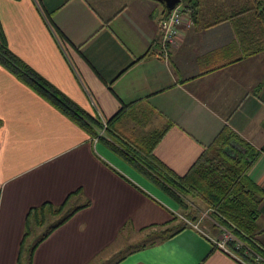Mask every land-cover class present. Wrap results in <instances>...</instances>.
I'll return each instance as SVG.
<instances>
[{
    "label": "crops",
    "instance_id": "1",
    "mask_svg": "<svg viewBox=\"0 0 264 264\" xmlns=\"http://www.w3.org/2000/svg\"><path fill=\"white\" fill-rule=\"evenodd\" d=\"M228 1L187 10L179 0L191 26L164 55L157 0H0V33L15 57L100 121L123 110L115 135L94 142L0 66V264H25L42 228L26 233L30 210L85 203L29 264H239L214 245V226L137 243L182 218L136 161L112 150L144 146L141 127L165 130L151 155L176 176L223 127L255 151L247 177L263 194L254 242H264V50L240 58L232 15L241 1Z\"/></svg>",
    "mask_w": 264,
    "mask_h": 264
},
{
    "label": "trees",
    "instance_id": "2",
    "mask_svg": "<svg viewBox=\"0 0 264 264\" xmlns=\"http://www.w3.org/2000/svg\"><path fill=\"white\" fill-rule=\"evenodd\" d=\"M157 1L163 5L161 0ZM180 1L190 4L187 10L195 8L197 3V0ZM238 1H241V7L232 15V20L236 42L241 53L240 58H242L256 55L264 50V0ZM167 13L165 11V14ZM193 16L194 14L191 17ZM0 66L80 128L89 138L97 137L98 131L102 128L101 121L73 104L15 57L8 50L1 33ZM122 115L123 110L121 109L111 119L104 121V135H115L113 126ZM164 131L149 135L147 146L144 144L141 148H133L131 153L117 151L113 147L112 150L128 161H136L154 185L174 202L178 209L186 208L185 198L200 202L215 228L226 230L242 243L243 249L238 251L239 255H242L244 249H248L264 261V242L260 245L254 242L258 233L256 225L259 216L258 205L263 194L247 177V171L255 161L257 153L231 130L223 127L187 172L182 176H176L151 155L154 145L162 137ZM101 138L97 137V139ZM86 205L87 203L67 212H63L62 207L54 208L48 204L30 210L25 219L26 233L32 227L48 226L46 231L33 242L31 248L24 251L25 264H29L31 252L40 241ZM182 218L192 222L194 220L188 215ZM52 219L57 221L50 223ZM186 227L187 225L180 221L172 228L160 232L155 231L146 245H153L168 239Z\"/></svg>",
    "mask_w": 264,
    "mask_h": 264
},
{
    "label": "built area",
    "instance_id": "3",
    "mask_svg": "<svg viewBox=\"0 0 264 264\" xmlns=\"http://www.w3.org/2000/svg\"><path fill=\"white\" fill-rule=\"evenodd\" d=\"M191 26V22L188 18L182 17V10L179 5L174 7L171 11H169L166 16H164L158 24L159 27V40L158 44L160 46L161 52L165 55L170 46H173L179 35V29L189 28ZM102 128L98 131L97 137H102L104 135L105 123L101 121ZM93 138L92 140L95 142L98 140ZM207 213V212H206ZM183 222L190 227L191 229L201 233L198 225L201 221V218L198 219L195 223H191L183 218H181ZM220 232L221 240L214 241V245L218 250L230 256L239 264H264V261L258 257L257 255L251 253L248 249H244L242 255L238 254L240 249H243L242 243L237 241L229 232L222 228H217Z\"/></svg>",
    "mask_w": 264,
    "mask_h": 264
},
{
    "label": "rangeland",
    "instance_id": "4",
    "mask_svg": "<svg viewBox=\"0 0 264 264\" xmlns=\"http://www.w3.org/2000/svg\"><path fill=\"white\" fill-rule=\"evenodd\" d=\"M230 2L231 1H235V0H229ZM228 1V2H229ZM179 6H180V4H179ZM180 9H181V7H180ZM182 10V9H181ZM138 132L137 131H135V133L137 134V135H145V136H149L150 134H149V132L148 131H146L145 129L143 130L142 129V127L141 128H138ZM126 134V133H125ZM141 135V136H142ZM147 137L145 138V137H143V142H139V144L140 145H144V144H146L147 143ZM187 201H185V204H186V208L184 209V210H180V209H178L179 210V216L180 217H184L185 215H188L189 217H193V222L195 223L198 219H200L201 218V221H200V223H199V225H198V227H199V229H202V230H205L206 228H205V226L206 225H208V226H213L212 225V221H211V219L209 218V216L206 214V209L204 208V206L200 203V202H198L197 200H195V199H190V198H185ZM177 221H176V225L181 221V222H183V220L181 219V218H175ZM184 219V218H183ZM55 221H57L56 219H52V221L50 222V223H54ZM189 222H191V223H193L192 221H189ZM47 226L48 225H45V226H43L42 228H40V229H38L36 232H35V236L34 237H31L30 238V241H32V242H29V246H31L32 244H33V242H35L39 237H40V235H42L45 231H46V228H47ZM173 226H175V225H172V226H168V227H166V228H160V229H158V230H156L157 232H160L161 230H164V229H168V228H172ZM205 228V229H204ZM155 232V231H154ZM152 235H150V237H151ZM149 237V239H147V238H145V239H141L142 241H140V240H137V243L139 244V243H147V242H149V240L151 239ZM132 239V238H131ZM215 240H218V241H220L221 240V237H220V232H218L217 233V237L215 238ZM133 241V240H132ZM135 242V241H134ZM136 243V244H137ZM24 246H25V248L27 249V246H28V244H24Z\"/></svg>",
    "mask_w": 264,
    "mask_h": 264
},
{
    "label": "water",
    "instance_id": "5",
    "mask_svg": "<svg viewBox=\"0 0 264 264\" xmlns=\"http://www.w3.org/2000/svg\"><path fill=\"white\" fill-rule=\"evenodd\" d=\"M166 12L171 11L174 7L179 4V0H161Z\"/></svg>",
    "mask_w": 264,
    "mask_h": 264
}]
</instances>
